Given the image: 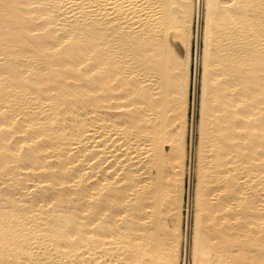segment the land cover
Listing matches in <instances>:
<instances>
[{"label":"bare ground","instance_id":"bare-ground-1","mask_svg":"<svg viewBox=\"0 0 264 264\" xmlns=\"http://www.w3.org/2000/svg\"><path fill=\"white\" fill-rule=\"evenodd\" d=\"M187 152L191 264H264V0H0V264H186Z\"/></svg>","mask_w":264,"mask_h":264},{"label":"rangeland","instance_id":"rangeland-1","mask_svg":"<svg viewBox=\"0 0 264 264\" xmlns=\"http://www.w3.org/2000/svg\"><path fill=\"white\" fill-rule=\"evenodd\" d=\"M204 18L203 15H201L200 18V27H199V32H200V37L202 38V31H203V26H204V22H203ZM194 24L192 25V33H194ZM173 42H177V39H172ZM172 42V41H171ZM198 46H199V53L201 52V48H202V39L199 40L198 42ZM190 52H191V56H193V52H194V37L192 35V39H191V45H190ZM192 70H193V63L191 62L190 65V75H189V88H188V105H187V110H186V129H185V142H186V151H188V134H189V130H190V122H191V112H192V108H191V99L194 100V115H193V122L195 125V129L193 131V146L195 147L197 144V138H198V134L196 131V123L198 122V114H199V95H200V80H201V67L200 64L198 66V72H197V76H196V86H195V93H194V99L191 96V94H193V74H192ZM197 119V120H196ZM165 148L167 149V145L165 146ZM123 149V147L121 148ZM188 157V158H187ZM188 156V152L186 153V157L184 160V165H185V171H184V175H183V195H182V216H181V224H180V230L181 233L186 232L187 234V245H185V243H183L184 241H181L180 243V256L186 255L185 256V262L186 264H191V246H192V228H193V215H194V187H195V182H196V176H195V170L194 168L196 167L195 165V158L194 155L191 158V160L189 159ZM190 162V163H189ZM188 168H191V175L189 177L188 175ZM189 190V194L190 197L188 196L187 192ZM193 204V205H192ZM185 216L188 218V225L186 227L185 225ZM191 240V241H190ZM186 247V248H185ZM183 249H185L186 251L183 252ZM181 264V262H180Z\"/></svg>","mask_w":264,"mask_h":264}]
</instances>
